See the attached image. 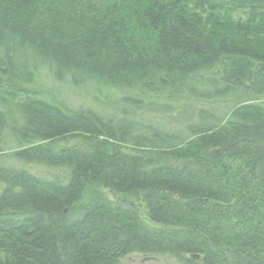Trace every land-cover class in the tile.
<instances>
[{"label": "trees", "instance_id": "trees-1", "mask_svg": "<svg viewBox=\"0 0 264 264\" xmlns=\"http://www.w3.org/2000/svg\"><path fill=\"white\" fill-rule=\"evenodd\" d=\"M223 1L248 16L197 0H0V264H264V0ZM42 71L98 86L114 111L43 100L28 88ZM159 105L179 117L158 126L145 113Z\"/></svg>", "mask_w": 264, "mask_h": 264}, {"label": "rangeland", "instance_id": "rangeland-1", "mask_svg": "<svg viewBox=\"0 0 264 264\" xmlns=\"http://www.w3.org/2000/svg\"><path fill=\"white\" fill-rule=\"evenodd\" d=\"M201 5L203 10V14L210 12L212 8L216 12H225L227 13L230 10L235 11V17H239V19H244V17L248 16L246 12L238 11L237 7L231 4L228 1L223 0H197ZM190 13L194 12L192 7H188ZM257 18V17H256ZM27 88V87H26ZM30 91L35 92L40 98L45 101H51L52 103L62 107L64 110L69 112H74L80 109H94L96 111H100L101 108L105 109L107 112L114 111L106 105L107 99L105 98L106 91L100 90V88L96 85H88L81 88H76L71 86L68 82L63 81L59 82L55 80L47 71H42L39 75H37L36 81L28 87ZM108 95V93H107ZM117 98H110L109 101H114ZM174 102H178V100H174ZM255 103H264V97L254 101ZM174 105H176L174 103ZM177 106V105H176ZM224 106L220 105L219 112L224 110ZM102 110V111H103ZM154 113V112H153ZM109 115V114H108ZM216 116L221 118V114L215 113ZM154 118V117H153ZM157 120V125L161 127L169 126V123L172 121L171 119L162 118L161 116H157L154 118ZM180 127L173 126L172 129L177 130ZM17 147L16 141L6 137L4 149L8 152L15 151L14 149ZM4 163V162H3ZM7 163H11L7 166L13 167L14 165L17 169L25 168V164L19 162H11L7 161ZM14 167V168H15ZM31 173L43 177V178H53L57 175L65 177L66 171L64 170H56V171H49L43 167L38 166H29L26 167ZM140 208V206L138 205ZM141 214H145V212L140 210ZM121 264H175L173 260L168 258L167 256H145L139 254H131L124 257L121 260Z\"/></svg>", "mask_w": 264, "mask_h": 264}, {"label": "bare ground", "instance_id": "bare-ground-1", "mask_svg": "<svg viewBox=\"0 0 264 264\" xmlns=\"http://www.w3.org/2000/svg\"><path fill=\"white\" fill-rule=\"evenodd\" d=\"M109 98H111V97H109ZM112 98H114V96L112 97ZM115 98H117V97H115ZM119 100V99H118ZM117 101V99L115 100V102ZM161 107V108H160ZM146 114V118H148L149 120H154V118H156L157 116H161L162 118H167V119H171V120H173L174 118H177V117H179V113H177V111L176 110H174V109H169V108H166V107H163V106H161V105H159V106H157V110H155L154 109V113L152 112V111H150V112H148V113H145ZM154 117V118H153ZM20 121H18V120H16L15 121V124H11L10 126H9V129H7V131L9 132V133H13V129H15V128H17V126H18V124L17 123H19ZM6 150V149H5ZM3 152V151H2ZM8 153H10V152H8L7 150L3 153V154H8ZM11 154V153H10ZM7 161H11L10 160V158H9V160L8 159H5V158H3V161L2 162H7ZM29 167V166H28ZM57 176H59V175H57ZM62 177V176H61ZM40 178V177H39ZM79 195H80V192H79ZM86 197V194H84L83 195V198H85ZM79 198V197H78ZM75 200V202H74V206L76 207V208H81V209H83V206H81L79 203H78V201H80L81 203H84V202H86L85 204H87V202L89 201V200H87L88 199V196L86 197V199H76V197L74 198ZM78 200V201H77ZM84 204V205H85ZM169 258V257H168ZM171 259V258H170ZM171 260H173V259H171ZM174 261V260H173ZM174 262H176V261H174Z\"/></svg>", "mask_w": 264, "mask_h": 264}]
</instances>
